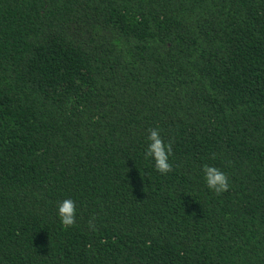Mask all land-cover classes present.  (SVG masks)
Segmentation results:
<instances>
[{"label": "trees", "instance_id": "1", "mask_svg": "<svg viewBox=\"0 0 264 264\" xmlns=\"http://www.w3.org/2000/svg\"><path fill=\"white\" fill-rule=\"evenodd\" d=\"M0 264H264V0H0Z\"/></svg>", "mask_w": 264, "mask_h": 264}, {"label": "clouds", "instance_id": "2", "mask_svg": "<svg viewBox=\"0 0 264 264\" xmlns=\"http://www.w3.org/2000/svg\"><path fill=\"white\" fill-rule=\"evenodd\" d=\"M148 131L149 144L145 150L144 158L153 160L154 167L159 173L167 174L172 171V164L169 162V157L172 154L171 143L165 144L157 129H149ZM202 171L208 189L214 191L217 195L228 190L229 178L224 172L208 165H204ZM58 216L63 227L73 226L76 216L75 203L71 199L60 202L58 204Z\"/></svg>", "mask_w": 264, "mask_h": 264}]
</instances>
